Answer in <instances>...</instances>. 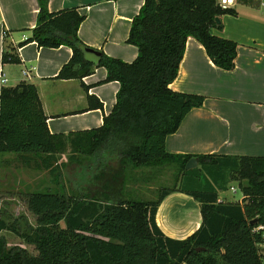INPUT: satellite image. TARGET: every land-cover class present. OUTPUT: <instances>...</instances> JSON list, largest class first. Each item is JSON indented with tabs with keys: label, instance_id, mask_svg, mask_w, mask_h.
<instances>
[{
	"label": "trees",
	"instance_id": "obj_1",
	"mask_svg": "<svg viewBox=\"0 0 264 264\" xmlns=\"http://www.w3.org/2000/svg\"><path fill=\"white\" fill-rule=\"evenodd\" d=\"M39 5L32 35L17 46L6 45L2 63H20L18 47L30 42L49 48L67 45L73 54L57 79L82 80L97 67H105L103 83L117 81L120 87L100 127L69 134L50 131L34 83L2 87L0 166L5 154H16L28 167L52 175L60 171L72 191L67 193L60 186L27 194L29 209L40 225L34 231L20 233L0 220V231L16 232L38 251L31 255L21 246L8 248L0 237V264H264L260 249L264 244V156L172 154L166 150L168 135L206 99L170 86L178 76L187 40L196 38L218 67L234 69L237 42L212 29L222 28L216 18L236 15L235 9L223 8L218 0H145L127 39L138 47V56L127 62L102 52L95 66L80 49L87 46L78 34L86 14L76 7L51 12L48 0H39ZM88 101V109L104 108L96 96L89 95ZM68 147L75 165L71 173L64 170L67 163L57 166L56 161ZM193 157L201 166L187 170ZM164 161L176 162L183 175L193 173L192 180L186 179L185 186L179 181L176 188H161L154 200L128 192L131 168ZM203 168L212 181L201 187L193 178L198 179ZM233 180L240 182L244 198L220 201L219 190L228 189ZM174 192L200 203L202 223L183 239L165 234L157 222L160 205Z\"/></svg>",
	"mask_w": 264,
	"mask_h": 264
},
{
	"label": "crops",
	"instance_id": "obj_2",
	"mask_svg": "<svg viewBox=\"0 0 264 264\" xmlns=\"http://www.w3.org/2000/svg\"><path fill=\"white\" fill-rule=\"evenodd\" d=\"M144 1L48 0V9L55 12L78 8L86 14L78 31L81 40L108 56L132 62L139 50L127 39L132 20ZM39 8V0H0V92L4 86L34 83L52 133L69 134L100 127L104 116L112 111L120 87L117 81L103 83L107 77L105 67H97L82 80L57 79L59 70L73 54L72 48L40 47L36 41L18 47L20 63H2L6 45L17 46L32 35ZM229 8L237 14L221 16L222 28L214 27L212 32L237 42L235 67H218L196 38H188L178 76L170 86L206 99L202 107L192 109L184 117L175 133L168 135L169 153L264 156V0H236ZM25 69L29 70L27 75L23 73ZM3 77L7 81L3 82ZM89 95L98 97L104 108L88 109ZM200 166L199 163L197 167ZM234 181L237 186L230 184L233 181L228 184L234 194L227 195L228 189L219 190L220 201L244 198L240 182ZM242 183L247 185L248 180ZM238 192L240 195L236 196ZM194 205L185 226L188 235L202 223L200 203ZM173 226L180 228L179 224ZM260 249L264 253V244Z\"/></svg>",
	"mask_w": 264,
	"mask_h": 264
},
{
	"label": "rangeland",
	"instance_id": "obj_3",
	"mask_svg": "<svg viewBox=\"0 0 264 264\" xmlns=\"http://www.w3.org/2000/svg\"><path fill=\"white\" fill-rule=\"evenodd\" d=\"M70 155L71 148L68 147L64 153H59L56 156V161L59 162L57 166L67 163L64 170L69 173L75 169V165L70 162ZM4 160L0 166V220L4 221L9 228H16L20 233L34 231L40 225L38 216L29 209L27 194L46 188L58 189L60 186H64L65 191L71 193V183L64 175H61L60 171L56 175H52L47 170L26 166L16 154L7 153ZM224 171L226 172V170ZM198 173V179H193L197 180L199 186H204L206 181H212L207 169L203 168ZM192 174L183 175L178 164L174 161H164L159 165L140 169L131 168L128 174L127 190L140 199L154 200L161 188H176L179 186V181L181 186H185L186 179L190 180ZM228 174L226 172L229 178ZM237 183L233 180L230 184L237 186ZM194 187L196 186L194 185ZM228 190L227 195L234 194L230 187ZM235 195H240V193ZM194 204H198L196 199L179 192L170 194L163 201L158 210L157 222L165 234L179 239L189 236V230L185 226L190 219L191 215L189 214L195 208ZM174 223L179 224L180 228H175ZM0 237L5 239L8 248L21 246L31 255L38 253L33 244L27 243L19 234L10 229L0 231Z\"/></svg>",
	"mask_w": 264,
	"mask_h": 264
},
{
	"label": "water",
	"instance_id": "obj_4",
	"mask_svg": "<svg viewBox=\"0 0 264 264\" xmlns=\"http://www.w3.org/2000/svg\"><path fill=\"white\" fill-rule=\"evenodd\" d=\"M216 21L217 23H220L221 22L220 17H217ZM80 49L83 52L86 61L92 63L95 66H98L100 64L102 59V52L100 50L85 45L81 46ZM198 164H199L198 159L193 157L187 162L186 169L188 170V169L196 168ZM255 221L256 220H253V222ZM201 249L202 248H198V250Z\"/></svg>",
	"mask_w": 264,
	"mask_h": 264
},
{
	"label": "built area",
	"instance_id": "obj_5",
	"mask_svg": "<svg viewBox=\"0 0 264 264\" xmlns=\"http://www.w3.org/2000/svg\"><path fill=\"white\" fill-rule=\"evenodd\" d=\"M218 2L223 8H229L230 6H233L236 3V0H218ZM28 71L29 70L25 69L23 70V73L27 75ZM2 81L5 82L7 81V79L3 77ZM232 189H235V188L232 187Z\"/></svg>",
	"mask_w": 264,
	"mask_h": 264
}]
</instances>
